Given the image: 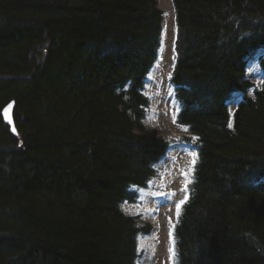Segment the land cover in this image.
<instances>
[{"label":"trees","instance_id":"16d2710c","mask_svg":"<svg viewBox=\"0 0 264 264\" xmlns=\"http://www.w3.org/2000/svg\"><path fill=\"white\" fill-rule=\"evenodd\" d=\"M173 4L177 123L197 146L178 264H264V81L247 76L259 52L264 73V0ZM164 25L159 0H0V264H137L151 227L122 205L171 147L145 126Z\"/></svg>","mask_w":264,"mask_h":264},{"label":"rangeland","instance_id":"374dc122","mask_svg":"<svg viewBox=\"0 0 264 264\" xmlns=\"http://www.w3.org/2000/svg\"><path fill=\"white\" fill-rule=\"evenodd\" d=\"M159 6L165 12V25L159 59L145 87V93L151 102L145 126L149 135L162 136L171 142V147L166 158L157 165L159 175L146 188L136 189L138 202H126L122 205L126 214L139 216L141 224L149 223L151 227L148 235L138 239L141 256L137 264H177L172 232L182 204L179 208L177 205L188 197V185L192 180L197 159L195 139L183 140L182 138L189 134L184 130L186 127L179 125L176 120L178 105L171 83L176 61L173 1L159 0ZM261 54L262 52H259L250 61L247 72V76L257 87H261L264 81V73L258 62ZM231 109L233 114L235 103ZM231 124L233 125V122Z\"/></svg>","mask_w":264,"mask_h":264},{"label":"water","instance_id":"95a60500","mask_svg":"<svg viewBox=\"0 0 264 264\" xmlns=\"http://www.w3.org/2000/svg\"><path fill=\"white\" fill-rule=\"evenodd\" d=\"M10 105H11V107H9ZM14 108H15V101L11 100L2 109V117L5 121V123L10 127L12 133L16 136H19L18 130L16 128L15 120H14ZM9 121H11V122H9Z\"/></svg>","mask_w":264,"mask_h":264},{"label":"snow or ice","instance_id":"6c2138e0","mask_svg":"<svg viewBox=\"0 0 264 264\" xmlns=\"http://www.w3.org/2000/svg\"><path fill=\"white\" fill-rule=\"evenodd\" d=\"M9 107H11V105H10ZM9 122H11V121H9ZM228 127L231 128V127H232V124L229 123V124H228ZM13 130H14V129H13ZM184 130L187 131L188 129H187V128H184ZM192 155L194 156L195 154L193 153ZM194 163H195V160H193V164H194ZM184 175H187V173H184ZM185 187H186V186H185ZM184 202H185L184 200H181L180 203L177 205V208H179L180 204H183ZM170 251H172V250L170 249Z\"/></svg>","mask_w":264,"mask_h":264},{"label":"bare ground","instance_id":"6f19581e","mask_svg":"<svg viewBox=\"0 0 264 264\" xmlns=\"http://www.w3.org/2000/svg\"><path fill=\"white\" fill-rule=\"evenodd\" d=\"M173 1V0H172ZM174 5V4H173Z\"/></svg>","mask_w":264,"mask_h":264}]
</instances>
